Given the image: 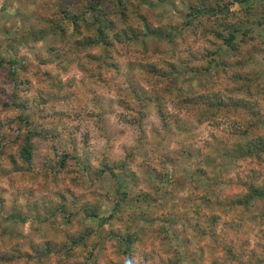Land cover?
I'll return each mask as SVG.
<instances>
[{"label":"clouds","instance_id":"1","mask_svg":"<svg viewBox=\"0 0 264 264\" xmlns=\"http://www.w3.org/2000/svg\"><path fill=\"white\" fill-rule=\"evenodd\" d=\"M0 264H264V0H0Z\"/></svg>","mask_w":264,"mask_h":264}]
</instances>
